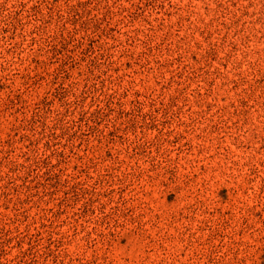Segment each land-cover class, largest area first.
<instances>
[{"label":"rangeland","instance_id":"1","mask_svg":"<svg viewBox=\"0 0 264 264\" xmlns=\"http://www.w3.org/2000/svg\"><path fill=\"white\" fill-rule=\"evenodd\" d=\"M0 264H264V0H0Z\"/></svg>","mask_w":264,"mask_h":264}]
</instances>
